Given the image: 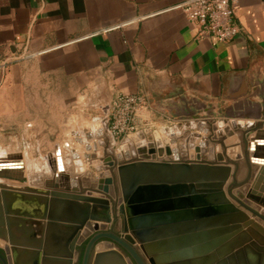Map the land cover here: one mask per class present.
Masks as SVG:
<instances>
[{"label": "crops", "instance_id": "crops-1", "mask_svg": "<svg viewBox=\"0 0 264 264\" xmlns=\"http://www.w3.org/2000/svg\"><path fill=\"white\" fill-rule=\"evenodd\" d=\"M183 1L0 0V140L8 132L22 147L0 159L20 160L27 179L5 184L84 194L96 177L83 166L76 173L72 153L82 160L79 148L88 145L87 154L101 148L118 163L131 161L139 133L169 142L181 162L192 161L200 143L202 161L209 157L205 140L216 123L187 118L193 114L190 98L224 106L251 87L258 94L253 101L264 97V0H238L234 20L240 30L226 44L197 37L178 7ZM117 94H141L150 110L113 151L108 105ZM239 123L262 128L261 121ZM39 162L49 164L45 171ZM54 180L59 187L48 188ZM55 199L48 207L51 219L38 218L35 205H13L16 244L0 240L8 264H80L78 253H67L83 203ZM107 247L102 242L96 249Z\"/></svg>", "mask_w": 264, "mask_h": 264}, {"label": "water", "instance_id": "water-1", "mask_svg": "<svg viewBox=\"0 0 264 264\" xmlns=\"http://www.w3.org/2000/svg\"><path fill=\"white\" fill-rule=\"evenodd\" d=\"M257 96L251 87L240 96L228 97L232 102L224 106L192 97L193 114L187 117L214 120L219 128L228 122L233 128H241L238 123L242 119L261 121L262 128L246 125L252 130V134H246L248 160L256 171L244 194L237 190L235 197L230 192L240 186L235 182L233 158L217 153L216 162H203L200 143L194 146V159L181 162L169 142L163 143L160 138L154 141L152 135L146 140L142 133L139 141L131 137L136 141V158L131 161L118 163L99 151L84 152L82 158L98 160L108 172L96 167L99 175L93 181L94 188L79 195L9 186L3 181L26 183L27 179L21 173L20 160L1 158L0 240L16 244L18 212L13 205H35L38 218L51 219L48 207L59 196L83 203L81 219L71 227L73 236L67 253L72 258L83 243V235H87L81 246L80 264H264V216L257 211H264V97L253 101ZM231 134L227 130V135ZM85 150L90 146L86 145ZM72 156L79 174L81 159L77 153ZM46 186L59 187L56 180ZM117 203L119 233L105 230L107 226L94 214L104 208V220L111 221L108 212ZM102 242L108 247L96 249ZM0 263L8 264L1 253Z\"/></svg>", "mask_w": 264, "mask_h": 264}, {"label": "built area", "instance_id": "built-area-1", "mask_svg": "<svg viewBox=\"0 0 264 264\" xmlns=\"http://www.w3.org/2000/svg\"><path fill=\"white\" fill-rule=\"evenodd\" d=\"M238 0H184L178 7L186 20L194 24L199 38H210L226 44L234 40L239 26L234 20ZM3 65L0 66L2 68ZM150 110L148 100L141 94H117L108 105L109 132L122 139L134 134L140 123H145L143 113Z\"/></svg>", "mask_w": 264, "mask_h": 264}, {"label": "rangeland", "instance_id": "rangeland-1", "mask_svg": "<svg viewBox=\"0 0 264 264\" xmlns=\"http://www.w3.org/2000/svg\"><path fill=\"white\" fill-rule=\"evenodd\" d=\"M238 124H241V123H238ZM215 127H217V126H215ZM244 127L245 126H241V128H233L232 125L228 122L220 128L217 127L216 128L217 131L215 133H213L212 131H209L208 137L205 140L206 147H208V152L211 151L212 153H210V155L208 154L207 156H209V157H206L203 162H207V163L216 162L217 153H223L225 155L226 159L227 158H231V159L233 158L236 163H239L242 166V168L245 169V172H243L241 176L237 175L236 180H235V182L237 184H239L240 186L230 189L231 194L235 197L237 195H235L234 191L238 190L239 192H242L244 194V191H246V188L248 187V185H250V183L253 179V174H254V173H252V167L250 166V164L247 161L249 153H248L247 148H246V142H247L246 134L247 133H248V135L252 134V130L246 129ZM218 130L219 131L221 130L220 133H217ZM227 130L232 132V134L230 136L227 135ZM3 133H4V136L0 140V143H1L0 144V157H2L3 155H8L9 153H13V152L15 153L17 151H21L22 147L21 146H15L14 143L8 138V134H7L8 132H3ZM214 136H216V138ZM125 143H126V141L124 138L118 139L117 140V146L112 147V150L115 151L116 148L124 145ZM83 148L82 147L79 148L80 154L87 152L85 150V147H83ZM97 149L99 152H102L101 148H97ZM236 154H239L240 158L235 159L233 156H235ZM82 160L85 161L84 165L82 162V166L84 167V170L94 174L93 177H97L99 175V172L96 170V167H102L101 162H98V160L86 161L84 158H82ZM35 165L39 169H41L42 171H45L44 169L49 164L47 162H39ZM82 180H83V177H82ZM85 180L86 179H84L83 181H85ZM244 187H245V189L243 190ZM252 205L253 204H251V203L248 204V206H250L251 208L256 210V208L253 207ZM257 211L261 215L264 214L263 213L264 211H260L259 208L257 209ZM106 212L107 211L104 208H98L96 213H94V214L97 217V219H99L100 222H102L106 226H108L111 221L107 222L104 220V218L106 216L105 215ZM108 213L110 216L109 217L110 220L112 218H114L112 216L119 214L118 213V203L114 204L112 206V208H110V211ZM117 221H118V224H117L118 230L121 231V219H120L119 215H117Z\"/></svg>", "mask_w": 264, "mask_h": 264}, {"label": "flooded vegetation", "instance_id": "flooded-vegetation-1", "mask_svg": "<svg viewBox=\"0 0 264 264\" xmlns=\"http://www.w3.org/2000/svg\"><path fill=\"white\" fill-rule=\"evenodd\" d=\"M245 172V169L242 168V166L239 164V163H235V172H234V177H235V180H236V177L237 175L238 176H241L242 173ZM247 172V171H246ZM248 173V172H247ZM264 213V212H263ZM117 215L116 214L115 216H112L114 218L111 219V222L110 224L106 227L105 230H112L116 233H119V230H118V227H117V224H118V221H117ZM264 216V214H262ZM86 241H83V243H81L79 245V248L77 249V253H78V259L81 258V253H82V245L85 243ZM2 254V253H1Z\"/></svg>", "mask_w": 264, "mask_h": 264}, {"label": "bare ground", "instance_id": "bare-ground-1", "mask_svg": "<svg viewBox=\"0 0 264 264\" xmlns=\"http://www.w3.org/2000/svg\"><path fill=\"white\" fill-rule=\"evenodd\" d=\"M177 153V152H176ZM73 154H75V153H73ZM175 155V154H174ZM60 168L61 169H64V162H63V160L62 159H60ZM60 169V170H61ZM32 186V185H31Z\"/></svg>", "mask_w": 264, "mask_h": 264}]
</instances>
